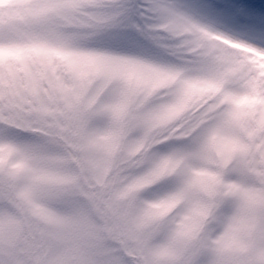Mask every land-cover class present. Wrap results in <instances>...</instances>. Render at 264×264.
Instances as JSON below:
<instances>
[{
  "label": "rangeland",
  "instance_id": "374dc122",
  "mask_svg": "<svg viewBox=\"0 0 264 264\" xmlns=\"http://www.w3.org/2000/svg\"><path fill=\"white\" fill-rule=\"evenodd\" d=\"M0 264H264V0H0Z\"/></svg>",
  "mask_w": 264,
  "mask_h": 264
},
{
  "label": "clouds",
  "instance_id": "9594fccd",
  "mask_svg": "<svg viewBox=\"0 0 264 264\" xmlns=\"http://www.w3.org/2000/svg\"><path fill=\"white\" fill-rule=\"evenodd\" d=\"M131 84H132V77L128 76L125 80V88H124V93H123V97H122V101L120 104V113H122L123 111L127 110L128 105L133 101L134 99V93L132 91H130L131 88ZM155 87L153 86L151 89L148 90L147 92V96H151L152 92L155 91ZM147 96L145 98H147ZM118 147V144H113L112 145V151L115 152L116 148ZM75 180L73 181V186L75 185ZM44 190L42 188H37L36 189V193L37 195H40ZM71 223H76L79 220L78 216H72L69 218Z\"/></svg>",
  "mask_w": 264,
  "mask_h": 264
}]
</instances>
